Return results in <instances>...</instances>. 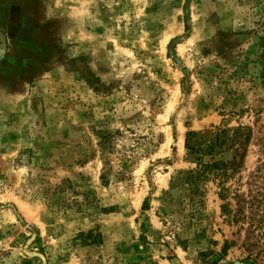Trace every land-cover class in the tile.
<instances>
[{
    "label": "rangeland",
    "instance_id": "374dc122",
    "mask_svg": "<svg viewBox=\"0 0 264 264\" xmlns=\"http://www.w3.org/2000/svg\"><path fill=\"white\" fill-rule=\"evenodd\" d=\"M217 130L202 160L246 193L264 0H0V264H264V225L230 223L215 181L163 200L189 132Z\"/></svg>",
    "mask_w": 264,
    "mask_h": 264
},
{
    "label": "trees",
    "instance_id": "16d2710c",
    "mask_svg": "<svg viewBox=\"0 0 264 264\" xmlns=\"http://www.w3.org/2000/svg\"><path fill=\"white\" fill-rule=\"evenodd\" d=\"M208 144L202 147L203 142L198 143L195 138L201 136L198 132L190 131L187 137V149L189 154L193 156L192 161L196 163L195 168L189 170H180L175 174L170 182V189L165 193V202L167 197L171 196L175 189H184L182 202L190 203L193 207L201 205L203 199V185L206 181L213 180L220 188L219 196L223 200L222 212L230 223L241 225L242 221L248 220V230L252 229L255 220H260L259 225H264V165L259 166L248 182V191L241 192L235 190L234 194L226 186L228 180L234 174V168L227 163H219L217 161H203L200 153L204 151L213 152L216 147L223 145L229 137L227 130L211 131ZM198 196H200L198 198ZM174 201L173 197L170 198ZM234 201V203H233ZM261 226V228H262ZM83 237H93V242H98L93 232L79 234ZM250 237V235H249ZM251 240L250 247H257L259 242Z\"/></svg>",
    "mask_w": 264,
    "mask_h": 264
}]
</instances>
